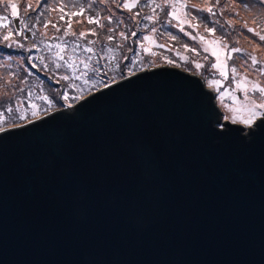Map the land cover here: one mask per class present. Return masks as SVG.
Instances as JSON below:
<instances>
[{
	"label": "water",
	"instance_id": "obj_1",
	"mask_svg": "<svg viewBox=\"0 0 264 264\" xmlns=\"http://www.w3.org/2000/svg\"><path fill=\"white\" fill-rule=\"evenodd\" d=\"M117 79L0 133V264H264V132L218 135L200 74Z\"/></svg>",
	"mask_w": 264,
	"mask_h": 264
},
{
	"label": "snow or ice",
	"instance_id": "obj_2",
	"mask_svg": "<svg viewBox=\"0 0 264 264\" xmlns=\"http://www.w3.org/2000/svg\"><path fill=\"white\" fill-rule=\"evenodd\" d=\"M45 2V0H37L36 8H39L40 3ZM109 0H87V3H71L65 4L63 0H59L55 6L47 5V10L51 12L60 13L59 21H64L65 17H68V21L66 27L64 28L63 33L61 34V28L57 26V23H53L51 19L46 21H42L41 17L44 16V12L40 11L33 18L31 16H26V18H20V26L15 28L10 27L9 25L12 23L9 19V14L13 17H18L19 13L17 12V4L13 3L12 0H7V4H5V0H0V28L4 29L2 35H0V44H3L5 48H11L13 46L24 49L25 45L20 40L15 39V37H23L24 40L28 39V36L25 35L26 32L30 33L31 36L36 37L37 32L33 31V28H36L37 25H42L43 31L39 32L41 39H39L38 43H33L31 47L27 48L28 52H32L33 49L37 51H44L49 53L47 57V63L45 62L46 57L43 55H37L35 57H29V60H37L39 64L43 66V68L48 69L49 65L51 68L59 72L60 69H64L65 73L59 76V79H56L55 75L53 76L56 79V83H60L61 81H76L82 80L84 87H81L79 84L72 83L70 85H66V87L75 88L80 95L72 97L73 100L82 99L85 92H93V91H101V95H105L102 92L104 88H110L112 84H118L119 80L115 75L108 78V72L113 69H119V63H113L111 65H105L102 63L103 60H111L117 61V56L115 55L116 48L113 47H102L99 50L95 48V46L100 42V38L98 36L97 30L95 28L89 29L86 31H81L77 34L73 30L72 27V17L82 16L86 12L90 11L95 7L96 4H107ZM111 3H114L117 8H122L127 10L129 13H132L133 9L137 8L141 3V0H123V3L117 2V0H111ZM243 3V0H241ZM260 3L264 5V0H260ZM237 4V0H227V3L221 6L220 0H215V3L209 2V0H205L203 6L200 4L190 3V0H161L160 3H157L156 0H147L144 4V7L151 8L152 15L144 16L143 19L147 21L153 22L155 24L159 19L157 10L159 9L161 12L164 11L165 8L170 9L166 13V16H170L171 19L166 20V23L173 28H178L181 33L189 36L192 40H196L202 46L204 52H211L212 56H214L215 62L209 65L210 69H216L221 77L224 79L228 78V65L227 61L223 59V53L225 51L228 52L227 59H233L232 53H241L244 59L245 64L248 61H251V66L256 69V71L264 75V65L256 68L258 64L261 62L258 60L257 56L254 54H250L244 49L240 47H231L229 46L227 39L223 36L215 38V39H207L204 35L197 32L196 35H193L192 32L185 30V25L191 29H198L200 23L203 18L198 15H194L190 9H194L196 13H208L210 17H216L219 12L220 15L224 14V10L236 11L235 5ZM32 9L35 11L31 3L26 4L24 8L25 14H27L28 10ZM236 15L239 16V13L236 12ZM264 15V14H262ZM140 16V12H135L129 19L133 22H137L136 18ZM87 22L89 24H96L98 28L104 29L105 24L102 20H106L108 27L107 32L111 33L103 37L106 41H113L115 36L123 38V40H128L130 36L135 37L136 32L132 31L130 36L125 31L116 32V29L120 27V25L124 24L123 20L116 21L115 25H113L114 15H108L106 17H101L97 12L95 14H90L86 17ZM193 21H196L194 23ZM31 22V24H30ZM213 23L218 24L219 20H214ZM49 24H52V27L55 28V35L49 36L47 29ZM229 26H232V20L229 19L227 21ZM244 28L247 29L248 32H254V29L249 27L248 24L244 23ZM223 28V25H221ZM151 33H157L159 29L156 27L151 28ZM205 31L208 33L215 34L216 28H208L205 25ZM91 33L93 37H98L97 39L89 40L87 39L88 33ZM255 35L259 37L261 41H264V35L260 32H255ZM167 36L171 40H177L178 37L172 35L170 32L167 33ZM68 37H73L72 40L67 39ZM143 41H147L149 45H155L156 40L152 35H145L142 38ZM140 44V48L145 53H149L151 56H156L157 53L152 51L151 47H145L143 42H138ZM222 45V47H221ZM119 47H123V45H119ZM158 47L165 48V44H159ZM184 48H188V45H184ZM2 50V49H0ZM131 50V49H129ZM192 52H196L195 48L191 49ZM83 53V55H77V53ZM19 55V53H17ZM179 55V53H177ZM122 59L127 60L128 57H123ZM168 64H175L173 59L168 57H164ZM186 63L188 62L187 57H181ZM207 59V57H205ZM140 63H143L141 59ZM151 65L155 64V61L149 62ZM196 69H201L203 65L199 62L193 61ZM176 66H179L178 64ZM33 67H36L33 64ZM230 71L234 78L240 77L239 79H235V87L232 91L227 93L220 92V87L222 86V81L219 79H208L207 84L209 88H214L216 92L219 93L220 101L223 107L227 110L230 115H225L221 113L217 116L216 112L209 107L208 110V121L209 124L213 126L214 130L218 135L228 136V135H237L241 136L245 139L255 138L260 133L264 132V86L256 80H249L246 75H241L235 65L230 68ZM15 76V74H12ZM135 75L133 71V67H127L125 71L120 72V79L128 80V85H122V87L131 86L133 81L130 79V76ZM21 83L25 81L21 80ZM7 84H11L12 81L9 80L6 82ZM16 91L20 93L24 92L23 88H14L9 95H14ZM236 92L242 93V95L237 96ZM110 94V93H108ZM255 94H259V99L254 98ZM231 101V103L225 104V97ZM31 97V92L27 94L26 99ZM37 99L47 102V105H52L53 101L50 99L48 95H40ZM62 101H68L69 96L61 93ZM96 99V97H94ZM209 99H213L209 97ZM28 102L31 104V117L40 118L41 113H48V107L38 105L32 102L30 99ZM24 100H21L19 105L13 107L11 104L4 108V111H0V122L7 123V119L5 118V113H16L18 121H24L25 123H33V120L29 117L28 112L29 109L24 106ZM61 107L63 105L61 104ZM68 107H72L71 104ZM239 124L240 127H233V125ZM25 124L13 122L12 127H24ZM9 129L6 127H0V133L8 132ZM7 138V137H5Z\"/></svg>",
	"mask_w": 264,
	"mask_h": 264
},
{
	"label": "rangeland",
	"instance_id": "obj_3",
	"mask_svg": "<svg viewBox=\"0 0 264 264\" xmlns=\"http://www.w3.org/2000/svg\"><path fill=\"white\" fill-rule=\"evenodd\" d=\"M13 3L17 4V12L19 13L18 17H13L9 14V19L12 23L9 25L10 27H17L20 26V18L26 16L35 17L38 12L43 11L44 16L41 17L42 21H46L51 19L53 23H57L59 19L60 13L58 12H51L47 10V5L55 6L59 0H45V2L40 3L39 8H36L37 0H12ZM65 4L71 3H87V0H63ZM119 3H123V0H117ZM147 0H141V3L138 5L137 8L133 9L132 13H129L127 10L122 8H117L114 3L107 4H96L93 9L86 12L82 16L72 17V27L77 34L81 31H88L89 29L95 28L97 30L98 36L100 38V42L95 46L97 50L102 47H113L116 48L115 55L117 56V61L111 60H103L102 63L105 65H111L113 63H119L120 68L113 69L108 72V78L115 75L117 78H120V72L125 71L127 67H133V71H138L141 69L149 68L156 65H170L164 59V57H168L175 61L176 66L177 64L182 69L200 74L204 78V82L206 86H208L207 81L208 79H219L222 81V86L220 87V92H229L235 87V79H239L240 77L234 78L230 68L235 65L237 71L241 75H246L249 80L256 81L258 80L262 86H264V75L259 74L255 68L251 66V61L249 60L247 64H245L244 59L241 58V53H232L233 59L228 60V52L225 51L223 53V59L227 61L228 65V78L224 79L221 77L216 69H210L209 65L215 62V57L212 56L211 52H204L202 46L199 44L198 41L192 40L189 36L184 35L181 33L178 28H173L166 23V20L171 19L170 16H166V13L170 11V9L165 8L163 12L159 9L157 10L159 19L155 24L151 21L144 20L143 17L147 15H152L151 8L144 7V4ZM157 3H160L161 0H156ZM205 0H190V3L200 4L203 6ZM211 3H215V0H209ZM31 3L33 8L36 10L33 11L29 9L27 14L24 12V8L26 4ZM221 6L227 3V0H220ZM5 4H7V0H5ZM236 11L224 10V14L220 15L219 12L217 13L216 17H210V15L206 12L204 13H196L194 9H190L194 15H198L202 17L203 20L200 23L198 29H191L185 25V30L192 32L193 35H196L197 32L204 35L207 39H215L218 37H225L227 42L231 47H240L247 51L250 54H254L257 56L258 60L261 62L256 66V68L261 67L264 65V41H261L258 36L255 35V32H260L264 35V5L260 3V0H237V4L235 5ZM99 13L101 17H106L108 15H114L113 25H115L116 21L123 20L124 24L120 25L116 29V32L119 33L120 31H125L129 34L132 31H135L137 34L135 37L130 36L128 40H123V38L119 37L118 35L115 36L113 41H106L103 39L106 35L111 33L107 32V21L102 20L105 24L104 29H100L97 27L96 24H89L87 22L86 17L90 14ZM135 12H140V16L136 18L137 22H133L129 17H131ZM236 12L239 13V16L236 15ZM0 14H3L0 12ZM232 20V26L227 24V21ZM214 20H219V23H213ZM68 21V17H65L64 21H59L57 26L61 28V34L64 31ZM196 23V21H193ZM247 23L249 27L254 29V32H248L246 28H244V23ZM31 24V22H30ZM205 25L208 28L215 27L216 32L215 34L208 33L205 31ZM223 25V28L221 27ZM156 27L159 29L157 33H151V28ZM33 31L37 32V36L33 37L30 33L26 32L25 35L28 36L27 40H24L23 37H15V39L20 40L24 43L25 48L19 49L15 46L11 48H5L3 44H0V111H4V108L11 104L13 107L19 105L21 100H24V106L29 109L28 115L31 117V104L28 102L30 99L32 102L48 107V111L56 108L61 107L65 104H71L76 100H73L72 97L79 96L80 93L71 87H66V85H70L73 82L79 84L81 87H84L82 80L76 81H61L60 83H56V79H59L61 74L65 73L64 69H60L59 72L51 68L49 65L48 69L43 68L42 65L39 64L37 60H29V57H35L37 55H43L46 57L45 62L47 63V57L49 53L44 51H37L33 49L32 52H28L26 49L31 47L33 43H38L40 37L39 32L43 31L42 25H37L36 28L32 29ZM4 29L0 28V35H2ZM48 35L52 36L57 34L55 28L52 27V24H49L47 29ZM171 33L178 37L177 40H171L167 36V33ZM145 35H152L155 40V45H149L147 41H143L142 38ZM98 37H93L91 33H88L87 39H97ZM67 39L72 40L73 37H68ZM138 42H143L145 47H151L152 51L156 52V56H151L149 53L143 52L140 48V44ZM159 44H165V48L158 47ZM119 45H123V47H119ZM184 45H188V48H184ZM222 47V45H221ZM195 48L196 52H192L191 49ZM131 49V50H129ZM19 53V55L17 54ZM179 53V55H177ZM77 55H83V53H77ZM128 57L127 60L122 59L123 57ZM181 57H187L188 62L186 63ZM207 57V59H205ZM141 59L143 63H140ZM155 61L154 65H151L149 62ZM199 62L203 65L201 69H196L195 64L193 63ZM33 64L36 67H33ZM15 74L13 76L12 74ZM55 75L56 79L53 78ZM11 80V84H7L6 82ZM25 81L21 83L20 81ZM14 88H23L24 92L20 93L16 91L14 95H9ZM215 86L211 88L214 92V97L216 103L221 109V112L225 115H230L227 110L223 107L220 101L219 93L214 90ZM31 92V97L26 99L27 94ZM61 93L66 94L69 96L68 101H62ZM89 92H85L84 95L88 94ZM40 95H48L50 99H52L53 104L47 105V102L37 99ZM237 96L242 95L240 92H236ZM254 98L257 100L259 99V94H255ZM225 104L231 103V101L225 97L224 100ZM43 114V113H41ZM40 114V115H41ZM5 118L7 119V123L0 122V127H5L8 125H12L13 122H24L17 120L16 113H5Z\"/></svg>",
	"mask_w": 264,
	"mask_h": 264
},
{
	"label": "trees",
	"instance_id": "obj_4",
	"mask_svg": "<svg viewBox=\"0 0 264 264\" xmlns=\"http://www.w3.org/2000/svg\"><path fill=\"white\" fill-rule=\"evenodd\" d=\"M9 126V125H8Z\"/></svg>",
	"mask_w": 264,
	"mask_h": 264
}]
</instances>
